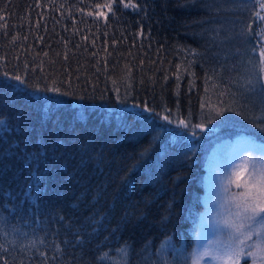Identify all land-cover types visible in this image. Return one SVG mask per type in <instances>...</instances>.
Instances as JSON below:
<instances>
[{"label":"trees","instance_id":"obj_1","mask_svg":"<svg viewBox=\"0 0 264 264\" xmlns=\"http://www.w3.org/2000/svg\"><path fill=\"white\" fill-rule=\"evenodd\" d=\"M262 5L0 0V264H192L193 132L264 131Z\"/></svg>","mask_w":264,"mask_h":264},{"label":"rangeland","instance_id":"obj_2","mask_svg":"<svg viewBox=\"0 0 264 264\" xmlns=\"http://www.w3.org/2000/svg\"><path fill=\"white\" fill-rule=\"evenodd\" d=\"M259 87L264 92L263 86ZM261 114L257 113V116ZM238 122L236 124L239 127L232 130V133L221 134V128L227 127V124L217 122L215 115L208 111V115L204 121L201 120V126L198 129L203 134L196 136L191 143L193 156L199 153L203 156L202 188L204 192L200 200L203 213L199 216L194 250L199 258L192 256V264H245V262L264 264V224L245 225L241 231H247V237L240 236L237 240L236 236L239 233L225 222L229 219V212H235V206L227 204L223 199L224 186L227 184L225 177L231 176L238 168L243 167L247 170L243 182H247L248 176L264 168V141L258 139V136L264 138L263 129L246 125L251 130L247 134L241 128L246 126ZM250 132H255L258 136ZM238 191H243V188L237 189L236 183L233 182L229 192ZM8 234L11 244L16 249H29L35 244V239L30 235H22L15 231H10ZM237 247L243 249V256L234 260L232 256L225 255L229 248ZM249 252L254 255H248Z\"/></svg>","mask_w":264,"mask_h":264},{"label":"snow or ice","instance_id":"obj_3","mask_svg":"<svg viewBox=\"0 0 264 264\" xmlns=\"http://www.w3.org/2000/svg\"><path fill=\"white\" fill-rule=\"evenodd\" d=\"M125 7H129V5L126 4ZM262 7H264V5H262ZM260 55L261 57H264V50L261 51ZM15 79L19 81L21 78L16 76ZM177 79H179V77H177ZM44 91L60 92V88L54 86L52 88H45ZM158 115L159 114H157V116ZM217 115H222V113H218ZM139 118L142 120L145 119L142 113ZM117 119L119 120L120 118L117 117ZM148 119H153V117H148ZM228 119L229 117H225V120ZM163 120L167 121L168 124L172 123V120H170L168 115H165ZM210 122L211 121L209 120V123ZM179 124L183 125L184 128L190 127V125L185 124L183 120L179 121ZM118 126H122L126 130L128 127H130L127 124H120ZM161 127L167 128V125H162ZM194 127H199V125ZM141 131L143 132L146 130L142 129ZM209 131H211V129H209ZM184 135H187V133H184ZM195 136L196 133L193 132L192 138L195 139ZM246 171V169L241 167L238 168L231 176L225 177L227 184L224 186L225 196L223 199L225 202H227V204L235 206V212H229V219H227L225 222L230 227H234L236 232L239 233V235L236 236L237 240H239L240 236L247 237L248 232L241 231V229L245 228V225L254 226L257 223L264 224V168L255 172L251 176H248L247 182H243L245 181ZM233 182L236 183L237 189L243 188V191L229 192V187ZM250 230L251 227L249 228V231ZM240 243L242 244L243 241L241 240ZM225 255L232 256V258L235 260L236 258L243 256L244 253L242 248L237 247L229 248ZM248 255L254 254L249 252ZM193 257L199 258V255L194 253ZM245 264H247V262H245Z\"/></svg>","mask_w":264,"mask_h":264}]
</instances>
